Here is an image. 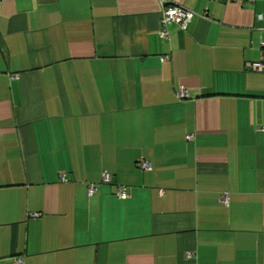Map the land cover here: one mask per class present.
<instances>
[{
    "label": "crops",
    "instance_id": "obj_1",
    "mask_svg": "<svg viewBox=\"0 0 264 264\" xmlns=\"http://www.w3.org/2000/svg\"><path fill=\"white\" fill-rule=\"evenodd\" d=\"M177 2L0 0V264H264V0Z\"/></svg>",
    "mask_w": 264,
    "mask_h": 264
},
{
    "label": "built area",
    "instance_id": "obj_2",
    "mask_svg": "<svg viewBox=\"0 0 264 264\" xmlns=\"http://www.w3.org/2000/svg\"><path fill=\"white\" fill-rule=\"evenodd\" d=\"M161 5V14H160V22H159V34L162 38L167 39L169 37L168 25L171 23H176L180 26L181 29L185 30L195 16V13L182 6L177 2V0H159ZM169 56L161 57V60H167ZM247 70H252L256 72H264V40L260 43V55L257 60L249 61L245 64ZM176 98L178 100L184 99L187 97V88L182 85L175 91ZM264 129V128H262ZM194 138L193 134H187L186 139L192 140ZM140 166L143 169H150L151 166L149 162L141 160ZM62 181H65L66 178L63 176L61 178ZM101 181L103 183L111 182V175L109 173L103 172L101 175ZM97 189L96 184H89L87 186V195L92 196ZM115 195L120 199H127L129 194L127 192V188L124 185H117L115 189ZM192 253H187L186 256H191ZM14 264H23L24 259L22 256H18L14 258Z\"/></svg>",
    "mask_w": 264,
    "mask_h": 264
}]
</instances>
